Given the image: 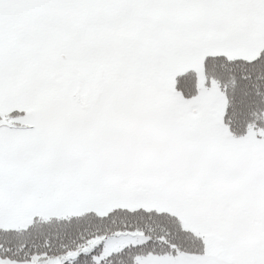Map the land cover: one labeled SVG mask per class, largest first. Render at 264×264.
<instances>
[{
	"label": "snow or ice",
	"instance_id": "obj_1",
	"mask_svg": "<svg viewBox=\"0 0 264 264\" xmlns=\"http://www.w3.org/2000/svg\"><path fill=\"white\" fill-rule=\"evenodd\" d=\"M0 264H264V0H0Z\"/></svg>",
	"mask_w": 264,
	"mask_h": 264
}]
</instances>
